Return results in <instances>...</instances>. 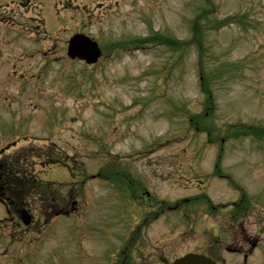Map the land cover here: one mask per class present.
I'll return each instance as SVG.
<instances>
[{
	"label": "rangeland",
	"instance_id": "rangeland-1",
	"mask_svg": "<svg viewBox=\"0 0 264 264\" xmlns=\"http://www.w3.org/2000/svg\"><path fill=\"white\" fill-rule=\"evenodd\" d=\"M228 16L235 21L218 29L217 23ZM0 23L6 24H0V52L11 57L0 58V93H10L23 102L32 99L30 113L40 118L31 129L38 135L49 133L43 128L46 115L49 124L57 120L56 137L46 136L60 152L74 151V157L90 171L107 155L109 160L132 158L138 166L169 163L175 174H183L186 170L180 166L189 162L192 164L185 167L191 168L189 177L193 179L199 176L194 167L208 168L202 171L205 175L211 170L221 146L224 165L232 164L230 157L235 156L256 168L264 166V147L257 138L229 133L241 124H264V0H0ZM196 24L204 34L185 49L182 43L193 36ZM75 33L100 42L103 54L96 64L66 62L68 41ZM159 33L172 41L162 43ZM118 40H134V44H127L129 50H123L116 47ZM133 45L144 48L133 49ZM8 58L25 74L22 83L26 95L17 93V82L4 77L11 64L6 68L1 61ZM208 86L214 105L204 123L212 128L210 136L196 133L189 123L191 117L204 112L207 95L202 89ZM6 102L11 104L15 99L9 97ZM178 103L187 106L184 114L175 109ZM9 113L4 107L0 109L1 129V118H9ZM28 113L27 120L31 117ZM183 126L189 130L180 129ZM177 130L183 138L176 137ZM165 139L169 141L164 143ZM75 172L69 175L65 170H55L53 175L59 181L49 184L44 193L65 195L72 182L81 177ZM260 172L240 166L232 175L261 200L264 174L258 177ZM147 173L149 177L153 174ZM97 187L98 194L88 190L85 199L89 207L75 211L73 219H63L66 232L59 230L56 237L54 226L46 231L43 227L42 240L32 244L37 246L34 253L39 254L31 253L27 264H64L71 253L77 262L87 249L91 259L96 255L101 236L91 232L95 240H90L84 235L87 229L98 231L102 223L97 215L114 216L113 205L119 198L106 185ZM52 201L48 197L44 202ZM61 203L66 207L56 206L58 209L69 207L68 198H62ZM39 205H32L35 212H39ZM204 219L201 226L206 224ZM105 229L102 224L101 232ZM184 230V247L174 248L171 257L189 249L188 238L194 242L189 227ZM203 236L209 238L210 234L203 232ZM178 242L176 239L175 244ZM205 244L202 238V246ZM97 254L104 259L102 251ZM151 259L154 264L161 263Z\"/></svg>",
	"mask_w": 264,
	"mask_h": 264
},
{
	"label": "flooded vegetation",
	"instance_id": "flooded-vegetation-1",
	"mask_svg": "<svg viewBox=\"0 0 264 264\" xmlns=\"http://www.w3.org/2000/svg\"><path fill=\"white\" fill-rule=\"evenodd\" d=\"M7 138L8 137L5 136L0 139V195H2L4 199L9 200L10 197L5 196V194L2 193V189L4 185L10 180V168L16 165L15 155L18 152L19 160H23L26 158V152L28 150L30 151L33 146L21 144L17 148V152L11 153L12 148L15 147L10 145V140ZM53 159L54 158L51 157V160ZM151 205L159 208L158 215H160V213L164 211L165 206H163V201H161L160 199L154 200ZM24 207L25 206H22L16 202L9 203L8 207L6 206L5 210V214L7 216H5L2 221H0V226L6 223L5 220H8V222H10V218L12 220H18L17 218L21 216L22 208ZM34 223L35 219L33 220L32 225H34ZM14 228L15 238H23L26 229H28L27 226L24 225L20 220H18V224L14 226ZM225 233L227 235L226 247L228 246V250H230L232 253V257L229 264H264V242H259L258 237L253 236L250 238L244 228L240 232H235L232 231V227H227ZM238 234L241 239L237 238ZM2 239L3 238L0 239V244L2 243ZM216 242H219L218 238L216 239ZM3 253H6V250H3ZM216 260L218 259L216 258ZM222 261L225 262L224 259ZM124 262L126 264V261Z\"/></svg>",
	"mask_w": 264,
	"mask_h": 264
},
{
	"label": "water",
	"instance_id": "water-1",
	"mask_svg": "<svg viewBox=\"0 0 264 264\" xmlns=\"http://www.w3.org/2000/svg\"><path fill=\"white\" fill-rule=\"evenodd\" d=\"M81 42L78 43V45L76 46L77 50L83 52L84 51V43L83 40L84 38L82 36L78 37ZM88 49V48H87ZM181 264H209V261L207 260V258L203 257V256H197V255H191V256H187L183 262H181Z\"/></svg>",
	"mask_w": 264,
	"mask_h": 264
}]
</instances>
